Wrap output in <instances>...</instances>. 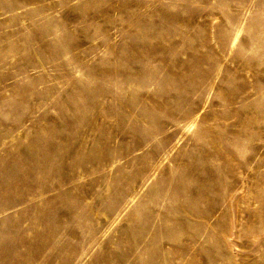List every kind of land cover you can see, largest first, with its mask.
<instances>
[{"label": "rangeland", "instance_id": "obj_1", "mask_svg": "<svg viewBox=\"0 0 264 264\" xmlns=\"http://www.w3.org/2000/svg\"><path fill=\"white\" fill-rule=\"evenodd\" d=\"M0 264H264V0H0Z\"/></svg>", "mask_w": 264, "mask_h": 264}]
</instances>
